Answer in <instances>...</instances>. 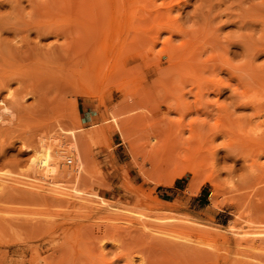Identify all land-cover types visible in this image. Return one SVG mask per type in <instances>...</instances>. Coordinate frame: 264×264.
Wrapping results in <instances>:
<instances>
[{
    "label": "rangeland",
    "instance_id": "obj_1",
    "mask_svg": "<svg viewBox=\"0 0 264 264\" xmlns=\"http://www.w3.org/2000/svg\"><path fill=\"white\" fill-rule=\"evenodd\" d=\"M136 1L134 53L127 44L129 53L106 55L126 67L117 90L99 80L102 55H63L48 49L61 38L38 41L34 0H0V176L70 192L0 184V264H129V255L130 264H254L264 256V0ZM151 5L194 33L186 34L200 47L191 57H200V73L220 78V93L200 100L176 56L159 54L168 33L150 39ZM100 39V47L108 41ZM191 57L183 59L196 63ZM102 200L126 220L108 219ZM169 230L193 248L171 252L159 237Z\"/></svg>",
    "mask_w": 264,
    "mask_h": 264
},
{
    "label": "bare ground",
    "instance_id": "obj_2",
    "mask_svg": "<svg viewBox=\"0 0 264 264\" xmlns=\"http://www.w3.org/2000/svg\"><path fill=\"white\" fill-rule=\"evenodd\" d=\"M33 0H29V2L31 3ZM136 1V0H135ZM153 1L155 0H152V2H149L150 4L153 3ZM167 1V0H165ZM137 4H138V0L136 1ZM135 2V3H136ZM140 2H142L140 0ZM139 2V3H140ZM146 2V1H145ZM170 2V1H169ZM34 3L35 5H37L39 7V13H40V16L42 17L41 20L38 21H35L34 24L32 25V28L33 30H35V33H36V36L38 38V41L41 39V38H45L47 36H54L55 37V42H59V39L61 38L62 39V42L59 43V44H55V43H50L49 44V50H56L57 52H59L60 54H63V55H102V60L106 61L108 63V59L110 57H108L109 55H122V51H124V47L128 44L132 45L131 48L129 49H132L131 52L133 51L134 53V47H133V42L134 41V35L132 34V27H134V15H136L134 12V0H34ZM162 3H165L163 2L162 0ZM162 3L159 2V4L161 5V7H163ZM143 4V3H141ZM155 4V2L153 3V5ZM167 4V3H166ZM165 4V5H166ZM139 5V4H138ZM152 6V5H151ZM150 6V7H151ZM157 6V5H156ZM156 6H152V7H156ZM170 6L172 5H169L167 4L166 5V11H168L170 9L171 11V8ZM159 6H157L156 9H154L152 12L149 13V16H147L145 19L148 20V18L150 19L151 21V25H149V28L148 31H147V34L149 33L150 31V34H148L150 36V39L153 40V43H155L156 41L158 42V39L160 38V35L163 33V32H167L168 35L165 36L166 38L164 40H162V47L161 49L159 50V54H164V55H175L176 58H170V59H174L176 60L175 62V68L176 70L179 72H182L183 73H187V75H190V77H192L193 79V82L196 84L195 87H196V90L198 93V97L200 98L201 100V97L203 98L205 96V92L207 91V93L209 92L208 90H217L219 93H220V88H219V85L221 83V80L220 78L216 79L215 76L216 74L215 71H214V76L213 77H210L209 75L205 76L203 74V72L201 71L200 73V70L198 69L199 65V59L200 57L198 56V63L196 62V59H194V57L191 55H196V49L199 47V43L198 41L192 39V38H189L188 36H192L193 34L189 35L188 33V30H185L182 28V24L180 25L177 18L175 17H172L171 14H170V11L169 12H165L164 8H162L164 10L165 13H163V10L162 9H159L158 8ZM143 8V7H142ZM136 9V8H135ZM138 10V9H137ZM162 10V11H161ZM136 11V10H135ZM140 11V9L138 10ZM141 15V14H140ZM142 16V15H141ZM139 17V16H138ZM139 19H143V18H139ZM141 21V20H140ZM144 21V19H143ZM138 22V21H137ZM182 22V21H180ZM54 23H57V24H54ZM138 24V23H137ZM136 26V24H135ZM199 28V27H198ZM193 30V29H192ZM139 32V31H138ZM141 32V31H140ZM139 32V33H140ZM192 32H196L195 30L192 31ZM142 34V32H141ZM146 34V33H145ZM146 34V35H147ZM188 34V36L186 35ZM196 34V33H195ZM198 34V33H197ZM202 34V33H201ZM173 35H180V37H182V40L181 42L177 43L176 45L173 44L175 42H173L172 40V36ZM107 37L108 41L104 42L101 47H100V37ZM137 36V35H136ZM147 36V37H149ZM186 36V37H184ZM188 37V38H187ZM193 37V36H192ZM104 39V38H103ZM102 39V41H103ZM106 39V38H105ZM104 39V40H105ZM149 39V40H150ZM198 39V38H197ZM110 40V41H109ZM142 40V39H141ZM142 42V41H141ZM140 42V43H141ZM143 42H146V41H143ZM202 42V41H200ZM137 43V42H136ZM198 43V45H197ZM99 44V50L96 49L97 45ZM145 44V43H144ZM148 43H146L147 45ZM209 44V43H208ZM129 45V46H130ZM107 46H108V50H106L104 52L105 49H107ZM144 46V45H143ZM127 47V46H126ZM138 47V46H137ZM146 47V46H145ZM151 47V46H150ZM153 47V46H152ZM217 47V46H216ZM144 48V47H143ZM200 48V47H199ZM141 49V48H140ZM148 49V48H147ZM154 49V48H153ZM127 48L125 49L124 52H126ZM150 50V49H149ZM200 50V49H199ZM110 52V54H107L106 52ZM130 50H128V52L126 53H129ZM122 52V53H121ZM151 52V51H150ZM153 52V51H152ZM157 52V51H156ZM125 53V54H126ZM140 53V52H138ZM213 53V51H212ZM124 54V55H125ZM158 54V53H157ZM201 54V52H200ZM108 55V56H106ZM183 55V57L181 56ZM184 55H190L191 59L192 60H195L196 63H194V61L190 62V63H187L183 58H184ZM216 55V54H215ZM120 57V56H119ZM174 57V56H173ZM108 58V59H107ZM214 58V57H213ZM91 59V57L89 58ZM120 59V58H119ZM190 59V58H189ZM211 60V58H208V59H202L203 61H207V60ZM83 60V59H82ZM88 60V59H86ZM89 63H90V60H88ZM104 61V62H105ZM110 61V59H109ZM201 61V60H200ZM202 61V62H203ZM114 62V61H113ZM201 62V63H202ZM210 62V61H209ZM218 62V61H217ZM85 63V62H84ZM87 63V62H86ZM97 63V61H96ZM99 63V62H98ZM97 63V64H98ZM117 63V62H116ZM128 63V62H127ZM88 64V63H87ZM100 64V63H99ZM197 64V66H196ZM212 64V63H211ZM102 65V64H101ZM100 65V66H101ZM207 65V63H206ZM210 65V64H209ZM222 65V64H221ZM82 66L84 67L85 64ZM95 67V65H93ZM104 66V67H102ZM100 68L101 69H105V65L103 64ZM124 66V65H123ZM226 66V65H225ZM230 66V64H229ZM88 67V66H87ZM90 67V66H89ZM88 67V68H89ZM92 67V65H91ZM90 67V70L94 67L91 68ZM201 67V66H200ZM199 67V68H200ZM206 67H209V66H206ZM222 67V66H221ZM231 67V66H230ZM233 67V66H232ZM87 68V69H88ZM126 68V67H125ZM122 66L118 65V64H114V63H108L107 64V70L106 72H102L104 73V77H102L101 79L99 78V80L106 84H110V83H113V86L114 85H117L116 86V89L117 90H120L121 88H123V84H122V77H124V74H126V71L124 73V69ZM173 68V69H175ZM205 69L204 66H202L200 69ZM212 68V67H211ZM85 70V74H87V70L86 68H83ZM166 69V68H164ZM202 69V70H203ZM82 70V71H84ZM167 70V69H166ZM212 70V69H211ZM223 70V69H222ZM230 70V69H229ZM89 71V70H88ZM98 71V70H97ZM104 71V70H102ZM168 71V70H167ZM204 71V70H203ZM209 71V70H208ZM91 72V71H90ZM94 72V71H93ZM101 72V71H100ZM100 72H97L100 73ZM164 72V71H163ZM169 72V71H168ZM206 72V71H205ZM89 73V72H88ZM90 74H93V73H90ZM89 75V74H88ZM103 75V74H102ZM55 76V75H54ZM90 76H93V75H90ZM161 76V75H160ZM164 76V75H163ZM126 77V76H125ZM125 77H124V80H125ZM88 78V76H87ZM167 78V77H166ZM85 79V76L83 78V80ZM128 79V78H126ZM88 80V79H87ZM95 80V79H94ZM123 80V82H125ZM99 81V83H100ZM127 81V80H126ZM98 82V81H97ZM96 82V83H97ZM128 82V81H127ZM105 84V85H106ZM127 85V84H125ZM124 85V88L127 87ZM98 86V85H97ZM95 85L94 88H92L91 92H89V94H96L97 90L99 89V87H97ZM194 86V85H193ZM227 87V86H226ZM230 87V86H228ZM97 88V89H96ZM223 88V87H222ZM231 88V87H230ZM106 89V87H105ZM115 89V88H114ZM83 90V89H82ZM125 90V89H124ZM235 90V89H234ZM81 91V90H80ZM99 91V90H98ZM83 92V94L86 92L81 91ZM96 92V93H95ZM101 94V93H100ZM177 96V95H176ZM199 100V99H198ZM140 102V101H139ZM176 102V101H175ZM141 103V102H140ZM177 103V102H176ZM127 104V103H126ZM131 104V103H130ZM124 105V103H123ZM143 105V104H142ZM181 105V104H180ZM121 106V105H120ZM129 106V105H128ZM131 106V105H130ZM134 106V104H133ZM180 107V106H179ZM221 107V106H220ZM128 108V107H127ZM130 108V107H129ZM132 110H134V107H131ZM130 108V109H131ZM223 109V108H222ZM221 109V110H222ZM225 109V108H224ZM227 109V108H226ZM131 110V111H132ZM121 111H123L121 109ZM125 111V110H124ZM129 111V110H128ZM128 111H125V113H129ZM223 111V110H222ZM221 112V111H220ZM225 113V111H223ZM117 113V112H116ZM121 115L123 114L122 112H120ZM219 113V112H218ZM114 114V113H113ZM118 114V113H117ZM132 114V113H131ZM138 114V113H137ZM136 115V114H135ZM132 116V115H131ZM222 118V117H220ZM128 121V120H127ZM129 122V121H128ZM118 124V123H117ZM116 124V125H117ZM129 124V123H128ZM120 125V124H119ZM130 125V124H129ZM121 127H123V125H120ZM120 126L117 125V129L119 131H122L121 129L125 128H121ZM125 126V124H124ZM128 126V125H127ZM203 126V125H202ZM119 127V128H118ZM200 128H202L200 126ZM222 130H224L223 128H221ZM105 130V129H104ZM221 130V131H222ZM94 131V130H93ZM107 131V130H106ZM124 132H126V130L123 129ZM199 131V130H198ZM202 129L200 130V133H201ZM226 131L227 133V129L224 130ZM95 132V131H94ZM128 132V131H127ZM204 132V130H203ZM223 133V132H222ZM225 133V134H226ZM206 134V133H205ZM86 135V134H85ZM129 135V134H128ZM197 135V134H195ZM199 135V134H198ZM204 135V134H203ZM131 136V135H130ZM226 136V135H225ZM201 137V136H200ZM123 138V136H122ZM203 138V136H202ZM128 139L127 136H126V133H125V136L123 138V140H126ZM208 139V138H207ZM260 139V138H259ZM258 139V140H259ZM264 139V138H262ZM130 140V138H129ZM258 140H256L255 143L259 142ZM210 141V140H209ZM261 141H264V140H261ZM251 145V144H250ZM208 146V145H206ZM186 171V170H185ZM185 171H182L181 173L185 172ZM1 174V173H0ZM3 174V173H2ZM99 174V173H98ZM180 174V173H178ZM4 175V174H3ZM1 175L0 176V184L3 186V189L6 187L7 188V184L6 182H10L12 180V182H10L11 184L14 182L15 184H21V185H25V186H30V187H34V190H37V192H40L41 190H45V191H48V193L50 192L51 195H62V196H68L70 195V192L66 191V188L65 189H61L60 186H54V187H44L42 186L40 183H34V182H27V181H21V180H15V179H12V178H8V179H5L7 178L6 176H3ZM158 176V175H157ZM5 177V178H3ZM17 177V176H16ZM160 178H163V177H160ZM159 178V179H160ZM164 180L167 182V183H171L172 182V176L170 175H164ZM22 179V178H21ZM99 179V178H98ZM102 179V178H101ZM211 179V178H210ZM158 181V179H156ZM33 181V180H32ZM160 181V180H159ZM165 182V183H166ZM9 183V184H10ZM164 183V182H163ZM14 184V185H15ZM13 185V184H12ZM11 185V186H12ZM13 185V186H14ZM2 186H1V189H2ZM53 186V185H51ZM15 187V186H14ZM17 187V186H16ZM37 188V189H36ZM69 190H71L69 188ZM44 193V192H43ZM49 193V194H50ZM40 195V193H38ZM45 197V196H44ZM52 197V196H51ZM55 197V196H54ZM81 197V196H80ZM99 198V197H98ZM69 200V199H68ZM95 201H97L95 199ZM94 201H92L93 203ZM100 202V201H98ZM103 203H98V206L100 205L102 207V209H104V213L105 211H108V219L110 220H114V221H124L126 220L124 217H126L125 213H122V208L118 207V205H114V204H111V203H105V200L103 201ZM76 203V202H75ZM115 203V202H114ZM117 203V202H116ZM95 204V203H94ZM97 204V203H96ZM93 205V204H92ZM92 205H89V206H92ZM94 206V205H93ZM99 206V207H100ZM120 206V205H119ZM134 207V206H133ZM92 208V207H91ZM96 208V207H95ZM125 208V207H124ZM97 209V208H96ZM124 210V209H123ZM135 210V209H134ZM103 211V210H102ZM119 212V213H118ZM107 213V212H106ZM147 214V213H146ZM156 215V214H155ZM104 216V215H103ZM129 216V215H128ZM158 216V214H157ZM163 216V215H162ZM105 217V219H106ZM171 217V216H170ZM2 218V217H1ZM128 218V217H127ZM124 219V220H123ZM140 223H141V220H139ZM144 222V221H142ZM104 223V222H103ZM183 223V222H182ZM185 223V222H184ZM159 224V223H158ZM181 224V223H180ZM142 225V224H141ZM144 225V224H143ZM165 226V224H163ZM172 225V224H170ZM178 224L176 223H173V226H175ZM182 225V224H181ZM127 226V225H126ZM153 226V225H152ZM169 227V225H166V227ZM180 226V225H179ZM155 227V226H154ZM160 227V226H159ZM115 228V227H113ZM126 228V227H125ZM138 228V227H136ZM153 228V227H152ZM171 228V227H170ZM180 228H182L180 230ZM156 229V228H155ZM174 229V227H173ZM176 229L182 231L184 230V224L180 227H176ZM98 230V229H97ZM160 230V229H159ZM163 230V229H161ZM166 230V229H165ZM172 230V229H171ZM171 230H169L171 232ZM176 230V231H178ZM186 230V229H185ZM184 230V231H185ZM117 231V229H116ZM153 231V230H151ZM155 231V230H154ZM168 231V232H169ZM159 232V231H158ZM162 232V231H161ZM167 231H163L161 235H159V237L161 236L160 239L164 240L168 245L166 246H170L171 248L169 249H172L170 250L171 252H177L175 253L176 255L177 254H180V252H184L185 249H186V244L183 243V241L186 240V238L184 237L185 235L184 234H181L183 233V231L180 233L178 232V234H174L173 231L171 233L173 234H168L166 233ZM186 232V231H185ZM184 232V233H185ZM248 233V232H247ZM158 234V233H157ZM182 236H181V235ZM189 235V234H188ZM158 237V236H157ZM190 245V244H189ZM188 245V246H189ZM187 246V248H188ZM252 246V245H251ZM192 247L191 245L189 246V248ZM259 247V246H257ZM261 247V250H262V255H264V245L260 246ZM259 247V248H260ZM186 249V250H189ZM193 248V247H192ZM167 249V250H169ZM197 249V247H196ZM191 250V249H190ZM196 251V250H195ZM193 249L191 250V252H195ZM202 251V250H201ZM190 252V251H189ZM203 252V251H202ZM169 253V252H168ZM186 253V252H185ZM200 254H207L206 253H201L200 251L198 252ZM212 253V252H211ZM239 253V252H238ZM171 254V253H170ZM209 254V252H208ZM256 254V253H254ZM128 254H126L127 256ZM259 255V254H258ZM124 256V255H123ZM130 256V255H129ZM126 257V263H129L130 264V261L132 262L131 260V257ZM173 256V255H172ZM186 256V255H185ZM191 256V255H190ZM252 256V255H251ZM255 256V255H254ZM197 257V256H196ZM255 257H258V256H255ZM204 258V257H203ZM262 258H264V256H262ZM260 257V260L259 259H256V263L254 264H264V259H262ZM262 259V260H261ZM42 261V260H41ZM133 263V262H132ZM111 264V263H109Z\"/></svg>",
    "mask_w": 264,
    "mask_h": 264
},
{
    "label": "built area",
    "instance_id": "obj_3",
    "mask_svg": "<svg viewBox=\"0 0 264 264\" xmlns=\"http://www.w3.org/2000/svg\"><path fill=\"white\" fill-rule=\"evenodd\" d=\"M70 161L68 160V163H69Z\"/></svg>",
    "mask_w": 264,
    "mask_h": 264
}]
</instances>
